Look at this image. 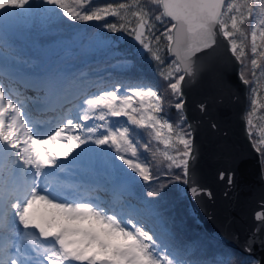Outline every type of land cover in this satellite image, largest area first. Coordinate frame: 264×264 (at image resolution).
I'll return each mask as SVG.
<instances>
[{"label":"snow or ice","instance_id":"6c2138e0","mask_svg":"<svg viewBox=\"0 0 264 264\" xmlns=\"http://www.w3.org/2000/svg\"><path fill=\"white\" fill-rule=\"evenodd\" d=\"M149 3L158 11L149 9L142 0L104 4H98L97 0H0V28L25 12L32 13L34 4H43L49 6L45 11L58 9L57 17L62 13L70 21L116 18L119 24L105 22L103 27L113 33H127L160 65H164L159 47L163 39L168 55L174 58L160 75L178 99L175 109L182 113V83L186 77L193 78L204 70L195 58L198 53L213 49L218 37L227 43L242 68L247 67L244 61L249 34L242 25L256 11L250 32V51L255 57L250 63L256 86L251 89V109L245 116L247 135L252 140L253 129L257 127L254 119L258 110L264 108L258 91L264 84L256 77V69L261 68L260 61L264 59V0H149ZM239 75L245 85L250 83L243 70ZM260 77H264V69ZM163 104V96L151 85L131 87L123 94L120 89L105 90L84 99L78 114L45 131L29 119L20 101L0 86V239L8 231L19 241L0 244V264H186L162 235L145 222L144 216L153 215L151 201L145 202L144 213L137 209L117 211L94 202L69 199L44 179L52 174L46 169L61 167L58 160H67L74 153L90 151L82 148L89 144L111 149L115 153L113 161L118 159L126 166L125 171L135 174L130 176L132 182H136V177L145 184L158 179L153 177L149 163L140 158L139 141L132 139L130 128L110 120L124 116L127 124L149 130L152 140L163 145V150L158 148L152 153L153 157L158 153L168 161L169 170L180 169L187 183L190 161L194 159L192 133L183 127L184 115L175 124L162 117ZM89 121L102 123L89 125ZM257 135L260 138L253 141V147L260 152L264 147V128L258 129ZM61 142L63 150L58 151L55 146ZM143 147L148 150V144ZM234 178L232 172L220 173V179L229 185ZM175 179L180 180L181 176ZM192 192L196 194L198 190L192 188ZM156 195L155 191L147 193L148 197ZM37 203L45 206L39 220L33 211ZM86 219L94 220L99 229L80 227L78 222ZM255 219L264 220V211H257ZM113 239L120 242L112 243Z\"/></svg>","mask_w":264,"mask_h":264},{"label":"trees","instance_id":"16d2710c","mask_svg":"<svg viewBox=\"0 0 264 264\" xmlns=\"http://www.w3.org/2000/svg\"><path fill=\"white\" fill-rule=\"evenodd\" d=\"M120 2H128V0H97L98 4ZM142 2L149 9H155V6L151 5L149 0H142ZM155 11H158V9H155ZM56 12H59V10H55L52 19L49 20L46 28L41 31L14 29V31L10 33L9 38L17 56H26L25 59L34 60L35 57L37 58L39 55L38 51H36L37 48L51 45L57 40L68 42L74 36H93L101 33L116 36L118 33H122L125 35V40L121 44H118L121 48L120 54L125 57L124 59H128L130 65L125 69H117V67L110 68L116 61L123 59V57L120 58L121 56L118 58H96L93 56L82 57L80 55L57 63L67 68L65 80L60 84H57L59 83L58 79L60 75L56 77L57 79L55 81L53 80L54 83L42 79L43 77L35 81L29 77L17 76V80L21 82L18 84L23 83L27 85V87L39 89L40 92L37 96L39 100L52 103L57 100L64 101L62 98L64 92L74 88L83 90L88 84L96 80L99 81L100 84H103L102 87L107 86L106 88H109L111 85L117 86L118 89L134 85H151L164 98L163 113H161L162 117L169 119L174 124L179 120L182 113L178 112L174 107L178 99L172 95L170 89L167 87L168 82L160 75L161 71L166 69L167 64L170 63L172 59L168 56L165 48L166 41L162 39L159 45L162 49L160 55L164 60V65H160L151 58L150 53L143 50L138 52L139 44H134L125 32L118 31L113 33L103 27L105 22L119 24L120 21L116 18L108 17L106 21H70L67 17H63L62 13L57 17ZM256 15L257 13L254 11L253 17L246 20L242 25L244 31L249 34V39L246 41L247 57L244 61L247 67L242 68V65L237 61L239 79L240 71L243 70L245 78L250 81L249 84L245 85V106L243 112L245 130V116L251 109V89L256 86V78L252 75V66L250 63L251 59L255 58L250 51V32ZM167 23L168 21L166 20L165 25ZM157 27L160 31L163 30L162 26L157 25ZM157 34H159V31ZM260 64L261 68L256 69V77L260 78L262 83L263 77H260V72L264 69V59L260 61ZM5 72L10 74L8 70ZM63 73L62 70L60 74ZM14 77L15 76L12 74L11 78ZM14 85H17L16 82H12L10 85L6 86V89L15 94ZM56 90H58L60 94L54 97L53 95ZM258 91L262 102H264V87H260ZM96 92L98 93L100 91L96 89ZM50 119V117L46 118L47 121H50ZM126 120V117L121 116L111 121L113 124L118 123L120 127L127 126L130 128L132 139L134 141H139L138 148L140 158L149 163L153 177H158V179H153L149 184H145L143 181L139 180V177H136V182H131L129 186L123 187V185H121L119 188L117 187L118 191L116 194L127 198L126 189L131 188L134 192L140 194L145 202L151 201L153 215L144 216L145 222L149 227L162 235V238L170 244V247L186 262V264H224L225 261L227 264H241L242 261H254L249 256L241 255L205 234L187 203L183 192L184 177L181 170L176 168L169 170L167 168L168 161L164 160L158 153L153 157L152 153L157 152L158 148L163 150V145L157 144L152 140L148 129L137 128L135 125L127 124ZM254 123L257 127L253 129V138L252 140L248 138L252 147L253 141L260 138L257 135L258 129L264 128V108L258 110ZM183 127L189 131L186 123ZM144 144H148V150L144 149ZM254 150L256 151L255 148ZM105 151L103 157L108 163V154L115 155V153L106 146ZM256 153L258 155L260 171L264 181V147H261V151H256ZM116 162L121 164L120 169L116 170L117 172L123 170L126 174L135 176L134 173H130V170H124L126 166H123L121 161L117 159ZM177 175L181 176V179L175 182L174 179ZM100 191L104 192L102 189H100ZM149 191H155L157 195L148 197L147 193ZM145 202L138 208L141 213L145 212Z\"/></svg>","mask_w":264,"mask_h":264},{"label":"water","instance_id":"95a60500","mask_svg":"<svg viewBox=\"0 0 264 264\" xmlns=\"http://www.w3.org/2000/svg\"><path fill=\"white\" fill-rule=\"evenodd\" d=\"M195 59L204 70L182 83V115L194 148L184 195L205 234L264 264V220L255 219L264 211V181L245 130V84L238 62L220 37ZM221 172L234 173V183L221 180Z\"/></svg>","mask_w":264,"mask_h":264},{"label":"rangeland","instance_id":"374dc122","mask_svg":"<svg viewBox=\"0 0 264 264\" xmlns=\"http://www.w3.org/2000/svg\"><path fill=\"white\" fill-rule=\"evenodd\" d=\"M33 9L34 11L32 13L25 12L23 15L16 17L9 22L6 21L3 24L2 28H0V36L3 37V40L0 41V86H3L4 89L9 94L12 95V98L14 100H21L20 102L23 105V107L26 106L28 108V106L32 102L34 106L40 108L44 113L48 112L49 114L47 117L51 118L50 121L54 119L58 111L61 112L63 110L64 114L65 112H67V115L65 114L66 116H63L55 124L52 125L54 126L58 124L62 119H65L69 116H75L76 114H78L84 99L91 98L95 95L100 94L102 91L105 90H113L115 88L118 89L117 86L111 85L109 88H106L107 86L102 87L103 84H100V82L96 80L88 84L83 90L80 89L78 90L74 88L67 92H64V94L62 95L64 101L57 100L56 102L52 103V102L40 101L39 98L37 97L39 95L40 90L27 87V85L23 83L18 84L21 82L17 80L18 78L17 76L29 77L35 81L43 77L42 79L54 83V81L57 79L56 77L60 75L58 79L59 83L56 82L57 84H60L65 80L67 68L66 66L58 65L57 63H61L65 59L73 58L75 56H80V55L82 57L93 56L96 58L98 57L118 58L121 56L120 54L121 48L119 47L118 44H121L125 40L124 39L125 35H123L122 33H118L116 36H111L105 33H101V34H95L93 36H86V35L74 36L68 42L57 40L51 45L37 48L36 51H38L39 55L37 56V58L35 57L34 60L25 59L26 56L19 57L20 55L19 56L16 55L14 48L12 46V42L9 38L10 33L14 31V29H19V30L22 29L25 31L26 30L41 31L46 28L47 24L49 23V20L52 19L55 12V10L45 11V9H49V6L43 4H39V5L34 4ZM255 18L256 16L254 17V20ZM126 35L134 44H139L133 39V37L129 36L127 33ZM137 51L138 52L142 51L140 45ZM122 57L123 56H121L120 58ZM124 58L125 57H123V59L119 61H116V63L112 64L110 68L113 67L115 68L117 67V69L127 68L130 65V62L128 61V59H124ZM6 70H8L9 73L11 75L13 74V76L15 77L11 78L9 76L10 74L8 75L7 73H5ZM62 70L64 73L60 74ZM52 78H54V81ZM12 82L13 83L16 82L17 84L14 85L15 95L13 92H10L6 89V86L10 85ZM262 84H264V77L262 79ZM131 87H137V85L119 88L121 94H123L126 89ZM96 89L100 92L97 93ZM27 92L32 97V99H29L30 103H28ZM59 94L60 93L58 92V90H56L53 96L56 97ZM47 117L30 116L29 119L34 123H37L39 125H44L45 123H49V121L46 120ZM112 119L114 118H110V120ZM96 123H102V122L97 121ZM88 124L89 125L93 124V121H89ZM62 143L63 142L55 146L56 150L58 151L63 150ZM91 146L93 147V150L90 153V155H87L85 157L86 158L85 160L82 158L74 159L75 160L74 166L76 167V170L87 172L86 173L87 177H89L90 180H92V186H93L92 189H96V190L102 189L104 191L102 194L100 193H96V195L89 194L90 196L93 197L92 198L93 201L99 202V205L101 206H107L110 209L114 208L117 211H120L121 209H123L125 212H128L131 209L138 210V208L145 202L142 196H140V194H137L131 188L126 189L127 198L118 196L116 194L118 188L121 185H123V187L129 186V184L132 182L130 180L131 175L126 174L123 170L121 172L116 171L117 169H120L121 164L117 163L116 160L113 161L112 157H114L115 155L108 154L109 161L108 163L105 161L103 157V155L106 152L105 146H97L94 144H91ZM77 152H79V149L77 150ZM88 166H90V168H88ZM83 167H87V169L84 170ZM50 170L52 169H46V171H50ZM58 174L61 175L60 171L57 172V175ZM66 175H67L66 173H63L64 178ZM4 176H7V168L4 169ZM50 176L51 175L44 178L48 183V185L50 187L56 188L57 192L63 195L61 189L57 188V186L59 185L56 183V180L52 179L54 177L48 179L50 178ZM174 181L177 182L176 179H174ZM183 187H184V181H183ZM66 188L67 190H71L69 187ZM66 194L67 197L68 196L71 197L72 193L70 194V192H68ZM107 195H109V197ZM75 199L86 200L88 198H86V196H81L80 198H75ZM125 201L127 203V206L124 205ZM129 206H131V208H129ZM33 211L36 212L37 219L39 220V214L45 212V206L41 203H37L34 206ZM78 224L80 227L85 229H93V230L99 229V225L94 220L86 219L78 222ZM102 238L107 239L106 237H102ZM10 240L17 243L19 242L14 234L5 231L3 233V239H0V244L6 245ZM111 242L119 243L120 241L113 239ZM24 247L25 248L28 247L27 241L24 242Z\"/></svg>","mask_w":264,"mask_h":264},{"label":"bare ground","instance_id":"6f19581e","mask_svg":"<svg viewBox=\"0 0 264 264\" xmlns=\"http://www.w3.org/2000/svg\"><path fill=\"white\" fill-rule=\"evenodd\" d=\"M27 98H28V103H30L29 99H32V97L28 92H27ZM24 108H26L25 110L27 111L28 117H30V116H32V117H39V116L47 117L49 114L48 112L44 113L40 108L34 106L32 102L28 106V108L26 106H24ZM65 114L67 115V112H65ZM65 114L63 113V110L61 112L58 111L57 115L54 117V119L52 121H49V123H45L44 125H40V126H42L41 127L42 130H45V129L47 130L48 128H50L59 119H61L63 116H66ZM94 122L96 123L97 121H93V123ZM82 148L91 149V150L85 151V152L81 153L80 155H76L74 153L73 156L69 157L67 160H64V159L58 160V163L61 165V167L50 170L49 172H51L52 174H51L50 178H48V179H51L52 177H54L52 179L56 180V183L59 185V186H57V188L61 189L64 196H67L66 193H68V192H70V194L72 193L71 197L68 196V198H80L81 196H86V198H88V199H86V201H90V202H94L96 204H99V202L92 201L93 197L90 196L92 194L94 195L95 191H93L94 189H92L93 188L92 180H90V178L87 177V175H86L87 172L76 170V167L74 166L75 165L74 159L82 158L85 160L86 159L85 157L87 155H90V153L93 150V147L91 146V144L82 145ZM79 152H80V150H79ZM83 168H84V170L87 169V167H83ZM88 168H90V166H88ZM58 171H60L61 175H59V174L57 175ZM63 173L67 174L65 176V178L63 176ZM66 187H69L71 190H67Z\"/></svg>","mask_w":264,"mask_h":264}]
</instances>
